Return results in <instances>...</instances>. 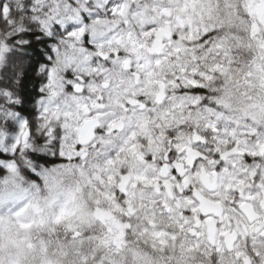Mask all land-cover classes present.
Returning a JSON list of instances; mask_svg holds the SVG:
<instances>
[{
	"label": "snow or ice",
	"instance_id": "6c2138e0",
	"mask_svg": "<svg viewBox=\"0 0 264 264\" xmlns=\"http://www.w3.org/2000/svg\"><path fill=\"white\" fill-rule=\"evenodd\" d=\"M0 264H264V0H0Z\"/></svg>",
	"mask_w": 264,
	"mask_h": 264
}]
</instances>
